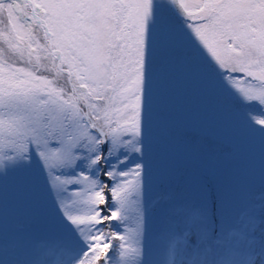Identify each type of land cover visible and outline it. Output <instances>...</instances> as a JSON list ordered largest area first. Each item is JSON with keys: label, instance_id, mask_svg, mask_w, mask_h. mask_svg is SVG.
I'll use <instances>...</instances> for the list:
<instances>
[{"label": "snow or ice", "instance_id": "6c2138e0", "mask_svg": "<svg viewBox=\"0 0 264 264\" xmlns=\"http://www.w3.org/2000/svg\"><path fill=\"white\" fill-rule=\"evenodd\" d=\"M256 139L264 0H0V264H264Z\"/></svg>", "mask_w": 264, "mask_h": 264}, {"label": "rangeland", "instance_id": "374dc122", "mask_svg": "<svg viewBox=\"0 0 264 264\" xmlns=\"http://www.w3.org/2000/svg\"><path fill=\"white\" fill-rule=\"evenodd\" d=\"M250 148L253 155L256 158L257 165H259L260 157L262 152H264V145L261 144L259 139L253 140L250 142ZM3 200H4V211L6 215V220L9 225L11 226L13 213L15 209V190L13 186L9 185L3 192Z\"/></svg>", "mask_w": 264, "mask_h": 264}]
</instances>
